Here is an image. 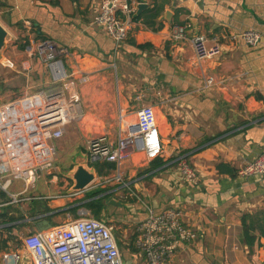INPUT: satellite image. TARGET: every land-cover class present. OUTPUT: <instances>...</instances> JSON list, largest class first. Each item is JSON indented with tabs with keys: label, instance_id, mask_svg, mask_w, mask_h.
<instances>
[{
	"label": "crops",
	"instance_id": "1",
	"mask_svg": "<svg viewBox=\"0 0 264 264\" xmlns=\"http://www.w3.org/2000/svg\"><path fill=\"white\" fill-rule=\"evenodd\" d=\"M101 1L0 0V24L5 28L40 30L45 40L71 50L73 64L90 75V82L80 88L86 110L95 109L99 101H118L119 112L130 119L145 105L157 111L167 148L159 159L166 165L148 172L152 161L137 153L123 168V185L90 189L108 190L99 197L110 195L115 203L107 204L136 216V229L150 210L161 214L180 209L185 225L197 231L198 239L181 244L177 252L188 248L200 264H264V175L239 174L264 153V0H134L137 10L140 4L147 5L143 11L163 8L157 20L162 28L153 31L142 21L135 22L118 51L95 23ZM188 20L193 24L188 40L175 42V28ZM195 30L210 42L220 41L222 55L199 65L191 42ZM246 31L261 34L259 46L230 40ZM33 39L43 40L38 33ZM140 45L146 47L139 49ZM112 71L117 76L115 89ZM206 76L221 84L206 88ZM154 97L156 105L147 103ZM86 119L80 125L85 126ZM61 141L58 146L63 148ZM182 157L199 172L197 186L179 173L177 161ZM53 171L57 173H39L28 188L15 181L9 193L20 202L13 203L10 195L6 202L0 200V205L7 204L0 213L7 210L8 217L16 219L1 225L16 227L0 233L9 245L0 252V264L5 253H20L33 264L24 248L11 247L17 241L15 229L22 227L28 234L40 231L43 221L52 227L62 225L72 219L75 207L62 205L94 192L71 193L68 183L59 181ZM61 212H66L67 220L58 217ZM252 241L254 245H248Z\"/></svg>",
	"mask_w": 264,
	"mask_h": 264
},
{
	"label": "built area",
	"instance_id": "2",
	"mask_svg": "<svg viewBox=\"0 0 264 264\" xmlns=\"http://www.w3.org/2000/svg\"><path fill=\"white\" fill-rule=\"evenodd\" d=\"M136 11L134 0L101 1L95 23L113 40L116 51L129 38ZM192 28V22L186 21L175 28L172 39L175 42L188 40ZM261 38L257 31H246L232 35L230 40L257 47ZM191 42L199 65L223 53L220 41L210 42L204 35H196ZM27 51L38 56L54 83L64 85L39 90L0 106V189L8 195L15 181L28 188L36 182L39 173L52 171L57 159V141L64 137L69 125L81 124L86 119L77 84L89 83L90 75L73 64V54L51 40H31ZM204 82L206 88L221 84L211 76H206ZM137 100L141 101V98ZM119 121L115 142L108 141L106 136L89 141L92 163L99 161L115 165L111 175L97 177L89 188L106 187L112 183L123 185V168L134 154L142 153L148 162L164 155L154 106L145 105L138 109L134 121L126 112L120 111ZM177 165L186 182L194 186L200 183L199 172L185 157L180 158ZM239 174L242 177L263 176L264 153L244 166ZM11 199L13 203L22 200ZM4 205L7 204L0 207ZM80 215L79 219H70L62 225L21 237L23 248L33 264H125L113 228L102 220L89 217L85 211ZM2 227L0 225V233ZM197 239V231L185 225L183 212L169 208L161 214H155L153 210L148 212L146 219L138 224L134 245L148 264H169L181 244ZM2 259L4 264H21L23 256L5 253Z\"/></svg>",
	"mask_w": 264,
	"mask_h": 264
},
{
	"label": "rangeland",
	"instance_id": "3",
	"mask_svg": "<svg viewBox=\"0 0 264 264\" xmlns=\"http://www.w3.org/2000/svg\"><path fill=\"white\" fill-rule=\"evenodd\" d=\"M6 29L10 33V40H8L4 51L0 55V106L20 98L25 94H33L39 90H51L56 86L60 87L64 85L63 83H54L47 68L38 62V56L28 53L27 48L30 45V41L34 40L33 38L37 35L36 30H23V28L22 30ZM112 73L110 81L112 82L113 89H115L117 76L114 71ZM77 87L80 91L81 85L77 84ZM157 101L156 97L147 99V103L153 105H156ZM96 106L93 110H86L83 106V111L87 117L86 125L83 126L79 123L69 125L65 130L64 137L61 139L60 144L63 145V148L58 146L60 140L57 141V159L53 168L57 173L53 171L52 174H55L59 181L64 180L65 183H68L69 188L73 185V181L67 177L75 165L73 164V157L77 153H84L89 157L88 144L90 140L106 136L108 141L115 142L119 132L118 101L116 103L115 101H99ZM159 117L161 119V114H159ZM134 120L135 117H133L132 121ZM76 151L78 152L76 153ZM65 156L68 157L63 160ZM71 156L73 157L71 158ZM40 181L43 182V180ZM61 186L62 184L60 183L59 188ZM94 190L90 189V191ZM86 195L87 193L78 195L71 202L66 201L62 205L66 207L70 205L78 207L76 212L72 211L70 213L72 219H79L82 211H85L89 217L95 218L89 210L82 206L84 203L82 200L86 198ZM8 199V194L0 189V200L6 202ZM128 216L132 217L130 218ZM58 217L62 221L67 220L66 212H61ZM136 218V216L133 217L132 213L130 214V212L128 213L125 210H118L114 205L110 204H107L106 210L101 217L108 226L113 228L125 264H148L145 256L134 245L136 238ZM4 229L2 227V231ZM22 229L24 228L20 227L15 229L17 241L11 244L14 250L23 249L21 237L27 234L22 233ZM183 251L185 252L178 251L169 264H200V262L191 258L188 248ZM27 262L24 259L22 261L23 264H27Z\"/></svg>",
	"mask_w": 264,
	"mask_h": 264
},
{
	"label": "trees",
	"instance_id": "4",
	"mask_svg": "<svg viewBox=\"0 0 264 264\" xmlns=\"http://www.w3.org/2000/svg\"><path fill=\"white\" fill-rule=\"evenodd\" d=\"M163 12V8H159L157 6H154L153 8L147 9L141 13V15L137 17H132L134 22H140L142 21L144 25H146L148 28H151L153 31H158L159 29L162 28V24H157V20L160 17V15ZM34 25V24H33ZM38 35L42 37L43 40L47 39L45 36H43L42 31L36 30ZM146 46L145 45H140L138 46L139 49H144ZM67 49V48H66ZM69 51H71L68 48ZM167 162H164L162 159L157 158L156 160H153L151 162L152 167L148 170V172H151L155 169H158L160 167H163L166 165ZM90 166L94 167L98 176H107L109 175L112 171L115 170V165L112 163H107V162H94L90 164ZM220 171L221 168L219 167ZM108 190H97L94 192H91L86 195V198L83 200L85 203L82 205L84 208L89 210L96 219L102 220L101 217L106 210L107 206V199L109 198L110 195L107 196H101L102 194L107 193ZM78 210V207L72 208V211L76 212ZM48 213L51 212L52 210L47 208L46 210ZM16 219L12 217H8V212L7 210L2 211L0 213V225H8L10 223L15 222ZM103 221V220H102ZM16 226L12 227H6L5 230L13 229ZM246 235H248L247 231L245 232ZM2 234H0V252L8 249L9 245L8 242L5 241L2 238ZM248 245L252 246L254 245V241L249 242Z\"/></svg>",
	"mask_w": 264,
	"mask_h": 264
},
{
	"label": "water",
	"instance_id": "5",
	"mask_svg": "<svg viewBox=\"0 0 264 264\" xmlns=\"http://www.w3.org/2000/svg\"><path fill=\"white\" fill-rule=\"evenodd\" d=\"M147 8L146 4H140L138 6L137 12L134 14V17L141 15L142 11ZM195 29V26H194ZM195 34L198 35L197 31L195 30ZM8 40H10V33L7 29L0 24V55L4 51ZM164 150L167 148L164 146ZM74 167L73 170L70 171L68 174V178L73 181V185L70 188V192H83L86 191L93 182L97 179L98 174L94 167L90 166L91 161L89 157L84 153H79L74 157L73 161ZM107 202L114 204L115 202L108 198ZM40 231L47 230L52 227V225L48 221H43L40 224ZM27 264H31L27 262Z\"/></svg>",
	"mask_w": 264,
	"mask_h": 264
}]
</instances>
